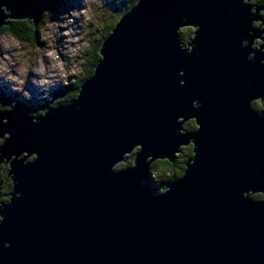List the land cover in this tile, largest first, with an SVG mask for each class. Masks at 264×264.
Instances as JSON below:
<instances>
[{"label":"water","instance_id":"1","mask_svg":"<svg viewBox=\"0 0 264 264\" xmlns=\"http://www.w3.org/2000/svg\"><path fill=\"white\" fill-rule=\"evenodd\" d=\"M52 8L0 0V29ZM118 19L75 99L0 110V264H264V4L138 0ZM190 145L157 192L152 165Z\"/></svg>","mask_w":264,"mask_h":264},{"label":"rangeland","instance_id":"2","mask_svg":"<svg viewBox=\"0 0 264 264\" xmlns=\"http://www.w3.org/2000/svg\"><path fill=\"white\" fill-rule=\"evenodd\" d=\"M131 1L53 0L52 10L37 28L38 45L0 35V94L14 99L27 111L37 112L43 106L52 108L60 100L57 92L72 86L89 71L94 48L105 37L116 16L127 12ZM254 1L250 4L259 6ZM190 123L184 125V130ZM155 172L157 181L164 173L171 174L169 168L162 167Z\"/></svg>","mask_w":264,"mask_h":264},{"label":"trees","instance_id":"3","mask_svg":"<svg viewBox=\"0 0 264 264\" xmlns=\"http://www.w3.org/2000/svg\"><path fill=\"white\" fill-rule=\"evenodd\" d=\"M252 1L253 0H250V2H252ZM137 2H138V0H132L131 4L128 6V9L133 8L137 4ZM254 2H253L254 4H257L259 6L264 4V0H256ZM124 13H125V11H123L120 14V16H122ZM46 15H48V14H46ZM118 22H119V19L105 33V37L104 36H103L104 38L102 37L98 47L94 48V50L92 52V59H91V64L89 66V71L86 73V75L82 79L75 82L72 86L67 87L63 91H58L57 96L59 97L60 100L57 101L56 103H54L53 107H56L65 101L73 100L74 98H76L78 96L81 87L83 86V84L87 80H89L92 77V75L94 74L95 67L97 66V64L101 60L100 48H101L102 43L111 34L112 30L115 28V26ZM192 33H193L192 28L182 29L180 31L181 42L187 44L191 40ZM0 35H9V36H12L16 39L24 41V42L31 41L35 45H38V43H39L38 42V39H39L38 30L35 29L32 25H29L27 22H24V21H11L10 26H6V27H3L0 29ZM2 95L3 94H0V110H13L16 113H23V114H27V115H30L33 117H36V116H39V115H42L45 113L46 108L44 106L42 107V109L40 111H37V112H35L36 110L27 111L23 107L21 108L20 104L18 102H16L14 99H10L9 97L4 96V95H3L4 96L3 97ZM4 106H7L8 108L3 109L2 107H4ZM253 107L256 110L261 109V106L259 103L253 104ZM187 130L190 132H193L194 130H196V125H192L191 127H188ZM182 151L185 153V154L183 153V155H184L183 159L177 160L176 164H174V165H172L168 161H158L152 165L151 174L153 175L154 180H155L154 175L156 173L155 171L158 167H162L165 169L169 168L171 171L170 172L171 174L166 175V173H164L163 178H161L158 181L155 180V182L157 183V187L156 188L154 187V188L156 189L157 192H159V193L165 192L168 185L172 181H174V180H176L182 176V174L185 170V167H186V162L193 155L191 147L184 148V149H182ZM131 160H134V156H132V155L129 156L128 163L119 165L116 169L120 170V169L126 168L128 166H131V164H133V162ZM0 171H4V173L0 172V181L3 184V187H6V186L8 187V189H6V190L2 189L0 202H8L9 195L12 191V182L7 179L8 167L2 165V166H0ZM253 198L255 200H260V199H262V195H260V194L253 195Z\"/></svg>","mask_w":264,"mask_h":264},{"label":"flooded vegetation","instance_id":"4","mask_svg":"<svg viewBox=\"0 0 264 264\" xmlns=\"http://www.w3.org/2000/svg\"><path fill=\"white\" fill-rule=\"evenodd\" d=\"M260 24H255V26H259ZM193 30V29H192ZM193 32H194V30H193ZM192 35H193V33H192ZM191 39H192V37H191ZM256 45H259L258 44V41H257V43H256ZM255 103H259L260 104V102H254L253 104H255ZM260 106H261V109H262V105L260 104ZM254 108V107H253ZM255 109V108H254ZM261 109H259V110H261ZM256 110V109H255ZM259 110H256V111H259ZM192 125H196V123H195V121L194 120H191V123H190V125H189V127H191ZM197 129V128H196ZM185 131H187V132H190V131H188L187 129H185ZM195 131V130H194ZM189 147H191L192 149H193V147H192V145H190V146H188V147H184V148H189ZM183 148V149H184ZM183 151H181V153L177 156V159H176V161L177 160H182L183 159V157H184V155H183ZM185 154V153H184ZM176 161H175V163L174 164H176ZM174 164H172V165H174ZM0 203H5V202H0Z\"/></svg>","mask_w":264,"mask_h":264},{"label":"bare ground","instance_id":"5","mask_svg":"<svg viewBox=\"0 0 264 264\" xmlns=\"http://www.w3.org/2000/svg\"><path fill=\"white\" fill-rule=\"evenodd\" d=\"M103 2H104V1H103ZM12 21H16V20H12ZM75 22H77V21H75ZM67 24H68V25H67V26H68V29H70V25H69L70 23H67ZM76 24H77V23H76ZM76 31H77L76 28L73 27V28H72V32H74L73 34H75ZM75 35H76V34H75ZM77 37H78V36H77ZM76 43H77V41L75 42V44H76ZM57 46H58V45H57ZM63 52H65V51H63ZM64 56L68 57L67 54H65V53H64ZM48 63H49V62H48ZM130 156H131V155H130Z\"/></svg>","mask_w":264,"mask_h":264},{"label":"clouds","instance_id":"6","mask_svg":"<svg viewBox=\"0 0 264 264\" xmlns=\"http://www.w3.org/2000/svg\"><path fill=\"white\" fill-rule=\"evenodd\" d=\"M49 55H52V53H49ZM258 174H260V173L258 172ZM5 247H7V245H5Z\"/></svg>","mask_w":264,"mask_h":264}]
</instances>
